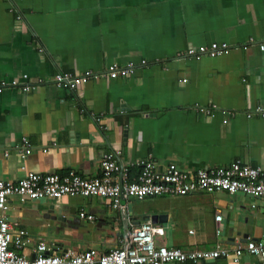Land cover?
<instances>
[{"label":"crops","instance_id":"obj_1","mask_svg":"<svg viewBox=\"0 0 264 264\" xmlns=\"http://www.w3.org/2000/svg\"><path fill=\"white\" fill-rule=\"evenodd\" d=\"M262 36L264 0H0V152H7L0 180L69 171L93 178L107 153L118 163L148 158L158 170L236 160L264 170V116L253 113L264 112ZM222 42L229 49L212 58L177 56ZM128 63L136 67L131 76L100 77ZM84 72L98 77L71 92L52 82L57 73ZM23 75L28 90L9 85H22ZM21 138L31 148L25 157ZM135 175L129 170L128 180ZM120 206L96 197L12 198L0 217L25 232L27 243L15 249L25 259L39 242L70 254L126 248L132 228L150 222L155 247L228 250L195 264H264V254L232 261V247L246 236L264 241V198L197 193L121 199ZM79 211L93 221L80 220Z\"/></svg>","mask_w":264,"mask_h":264},{"label":"built area","instance_id":"obj_2","mask_svg":"<svg viewBox=\"0 0 264 264\" xmlns=\"http://www.w3.org/2000/svg\"><path fill=\"white\" fill-rule=\"evenodd\" d=\"M18 19V18H17ZM250 42V40H249ZM229 49L222 43H210L207 46L188 47L178 53V57L199 60L202 57L212 58L223 54ZM264 49V36L261 37L258 50ZM143 65V62L141 63ZM132 63L120 67L110 65L100 77L116 79L129 77L135 70ZM98 77L92 72L81 75L71 73H57L53 76V84L67 92L75 90L87 80ZM24 82L18 85L12 80L11 87L18 86L22 91L29 89L28 80L22 76ZM184 82V80H182ZM5 87L0 83V90ZM211 104L208 103L207 106ZM210 113V111H206ZM253 113L264 116L261 108L256 107ZM252 112H246L245 117L250 118ZM21 157L28 156L31 148L25 138L20 139L19 149ZM43 152V150H42ZM116 153L104 154L99 162V174L93 178H83L73 171L59 175L28 173L22 179L14 182L0 180V213L6 212L8 200L15 199L20 204L40 199L59 200L63 196L79 198H103L110 201L111 207L120 208V200H142L157 197H185L192 194L241 195L253 200L264 198V170L260 167L248 166L236 160L225 167L198 168L191 171H182L174 164L167 165L158 170L150 159H140L135 162L118 163ZM6 157L7 152H0ZM136 170L132 181L128 180L129 170ZM252 208L254 206H251ZM80 220L93 221L91 215L79 211ZM221 216L215 214V235L219 234ZM158 232L150 223H142L132 228L127 237L128 247L109 250L106 253H97L88 250L78 254H70L57 248L48 247L39 242L34 247L33 258L25 259L19 256L15 249L27 243L23 230H14L0 217V264H166V263H192L200 261L226 258L228 250L213 248L206 250H182L164 246L155 247L152 237ZM12 247V248H11ZM233 263H237L242 253L253 256L264 254V241L253 240L246 236L241 243L232 247Z\"/></svg>","mask_w":264,"mask_h":264},{"label":"water","instance_id":"obj_3","mask_svg":"<svg viewBox=\"0 0 264 264\" xmlns=\"http://www.w3.org/2000/svg\"><path fill=\"white\" fill-rule=\"evenodd\" d=\"M48 210H51V206H49ZM127 243H128V242H127ZM127 247H128V246H127ZM127 247H126V248H127ZM124 249H125V248H124Z\"/></svg>","mask_w":264,"mask_h":264}]
</instances>
